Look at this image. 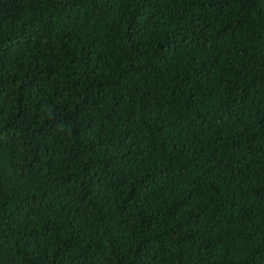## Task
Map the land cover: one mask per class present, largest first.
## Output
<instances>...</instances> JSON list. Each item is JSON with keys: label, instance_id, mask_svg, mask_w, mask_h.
Wrapping results in <instances>:
<instances>
[{"label": "trees", "instance_id": "16d2710c", "mask_svg": "<svg viewBox=\"0 0 264 264\" xmlns=\"http://www.w3.org/2000/svg\"><path fill=\"white\" fill-rule=\"evenodd\" d=\"M0 264H264V0H0Z\"/></svg>", "mask_w": 264, "mask_h": 264}]
</instances>
